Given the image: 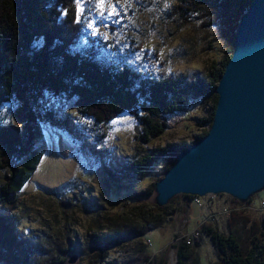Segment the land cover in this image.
<instances>
[{
    "label": "trees",
    "instance_id": "1",
    "mask_svg": "<svg viewBox=\"0 0 264 264\" xmlns=\"http://www.w3.org/2000/svg\"><path fill=\"white\" fill-rule=\"evenodd\" d=\"M93 1L0 0V115L6 104L13 106L10 120L0 116V208H6L5 213H0L1 264H64L56 249L43 253L25 235L14 213L19 194L42 159L43 151L37 145L44 144L45 126L65 128L84 148L100 156L105 198L112 191H125L130 179L147 177L153 164L163 159L167 160L164 176L182 150L209 132L218 102L215 90L232 57L241 16L252 0H179L178 14L184 20L195 15L206 31L217 28L229 47L221 62L212 65L206 75L161 78L145 74L128 63L101 57L103 45L96 39L82 44L85 31L81 10L83 4L87 7ZM49 98L72 103L83 117L101 125L125 112L134 115L141 126L136 136L144 146L167 131V116L184 110L190 99H201L204 105H210L211 112L199 122L208 129L193 141L145 147L142 154L128 162L110 165L105 161L107 149L89 144L86 132L70 114H59L49 104ZM159 179L136 193L140 205L134 206V219L112 220L103 214L94 220L86 245L78 236L66 237L67 253L91 255L98 250L100 258L122 241L142 239L171 222L175 209L170 202L159 206L148 201ZM180 195L187 202L195 197ZM233 201L238 204L228 215L227 233L204 225L198 238L190 242L182 238L179 244H174L179 264H200L195 254L204 235L210 237L215 247L218 261L214 264H264V217L253 218L246 209H236L240 202ZM165 252L164 249L161 254ZM151 261V253H143L128 264Z\"/></svg>",
    "mask_w": 264,
    "mask_h": 264
},
{
    "label": "rangeland",
    "instance_id": "2",
    "mask_svg": "<svg viewBox=\"0 0 264 264\" xmlns=\"http://www.w3.org/2000/svg\"><path fill=\"white\" fill-rule=\"evenodd\" d=\"M178 3L179 0H105L103 9L99 0H94L87 7L83 4L81 19L85 36L82 44L96 39L103 45L101 57L128 63L157 78L181 74L188 77L206 75L212 65L223 59L229 47L227 40L217 28L206 31L201 19L195 15L184 20L178 14ZM48 101L59 110V114L71 115L80 129L86 132L89 144L107 149L105 161L110 165L128 162L142 154L145 147L193 141L208 129L207 125H199V122L211 112L210 105H204L201 99H190L184 110L167 116V131L144 146L136 136L141 132V126L128 112L120 114L109 124L101 125L83 117L70 102L59 98H49ZM12 110L13 106L6 104L1 118L10 120ZM37 148L43 151L42 159L19 194L14 213L25 235L38 244L43 253L56 249V255L64 264H106L108 261L128 264L130 260L142 257L143 253L152 255V261L143 264H179L178 248L174 247V244H179V236L194 231L201 234L204 225H213L224 233L228 232L230 212L217 216L215 213L236 206L238 203L233 201L234 197L228 194L200 196L202 204L199 206L193 200L187 202L177 195L173 203L169 201L175 209L171 222L154 229L147 237L124 240L106 250L100 258L98 250L91 255L68 254L66 237L78 236L86 245L94 220L103 214L112 220L117 217L134 219V206L140 205L135 199L136 193L146 189L158 177H163L167 160L154 163L144 179H130L125 191H112L114 193L105 198L102 194L105 188L103 160L84 148L65 128L45 126L44 144H38ZM154 198L155 192L148 201L156 204ZM263 203L264 189L248 202H240L236 209H246L253 218L261 219L264 217ZM163 248L166 250L164 255L161 254ZM195 255L200 264L218 261L215 247L207 235L202 238ZM73 257L76 258L71 263Z\"/></svg>",
    "mask_w": 264,
    "mask_h": 264
},
{
    "label": "water",
    "instance_id": "3",
    "mask_svg": "<svg viewBox=\"0 0 264 264\" xmlns=\"http://www.w3.org/2000/svg\"><path fill=\"white\" fill-rule=\"evenodd\" d=\"M215 92L209 132L182 150L156 182L157 205L180 194H228L246 203L264 189V0H252L241 16Z\"/></svg>",
    "mask_w": 264,
    "mask_h": 264
},
{
    "label": "built area",
    "instance_id": "4",
    "mask_svg": "<svg viewBox=\"0 0 264 264\" xmlns=\"http://www.w3.org/2000/svg\"><path fill=\"white\" fill-rule=\"evenodd\" d=\"M193 201L195 203L199 204V206L202 204L200 202L201 201V197L200 196H195ZM261 209L264 210V203H263ZM231 210H232V208H230V209L223 208L221 211H218L217 213H215V216H217L219 214H223V213H225V211L230 212ZM199 235H200V233L194 231L193 233L192 232L184 233L182 236H179L178 239L184 238V239H187L188 242H190L192 238H197V236H199Z\"/></svg>",
    "mask_w": 264,
    "mask_h": 264
},
{
    "label": "snow or ice",
    "instance_id": "5",
    "mask_svg": "<svg viewBox=\"0 0 264 264\" xmlns=\"http://www.w3.org/2000/svg\"><path fill=\"white\" fill-rule=\"evenodd\" d=\"M99 3H100V7L103 9L105 0H99ZM113 12H115V6H113ZM101 14L103 15V12Z\"/></svg>",
    "mask_w": 264,
    "mask_h": 264
}]
</instances>
